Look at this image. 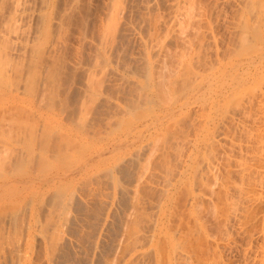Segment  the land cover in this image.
I'll list each match as a JSON object with an SVG mask.
<instances>
[{
    "label": "bare ground",
    "instance_id": "obj_1",
    "mask_svg": "<svg viewBox=\"0 0 264 264\" xmlns=\"http://www.w3.org/2000/svg\"><path fill=\"white\" fill-rule=\"evenodd\" d=\"M0 264H264V0H0Z\"/></svg>",
    "mask_w": 264,
    "mask_h": 264
},
{
    "label": "rangeland",
    "instance_id": "obj_2",
    "mask_svg": "<svg viewBox=\"0 0 264 264\" xmlns=\"http://www.w3.org/2000/svg\"><path fill=\"white\" fill-rule=\"evenodd\" d=\"M208 214H209V213H208ZM208 214H207V216H206L207 220H208V221L210 220L209 222L213 223V221H215V220L213 219V217H212L211 214H209V215H208ZM210 216H211V217H210ZM209 218H210V219H209ZM214 224H215L216 226H217L218 224H216V222H215V223H213V225H211V229H212V231L214 232L213 234L215 235L216 231H217V232L220 231V230H219L220 228L218 227L219 225L217 226V227H218V228H217ZM213 226H214V228H212ZM215 227H216V228H215ZM216 229H218V230H216ZM214 230H215V231H214ZM216 234H217V235H215L214 237H216V236L219 237V234H218V233H216ZM231 257L233 258V256H231ZM231 257H229V258L232 260Z\"/></svg>",
    "mask_w": 264,
    "mask_h": 264
}]
</instances>
